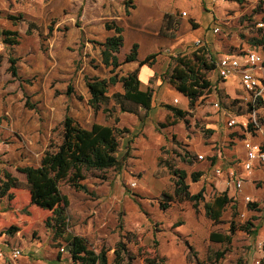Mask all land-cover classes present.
I'll list each match as a JSON object with an SVG mask.
<instances>
[{
  "label": "rangeland",
  "instance_id": "374dc122",
  "mask_svg": "<svg viewBox=\"0 0 264 264\" xmlns=\"http://www.w3.org/2000/svg\"><path fill=\"white\" fill-rule=\"evenodd\" d=\"M125 3L0 0V179L9 172L21 181L20 187L10 189L11 197H0V264H54L57 259L60 264H71L65 242L45 225L50 210L30 203L24 174L17 170L38 165L44 151L60 143L65 116L85 127L98 122L129 128L118 156L127 148L129 155L120 168L85 170L80 182L87 191L67 180L59 184L69 200L65 231L83 237L95 252L104 250L106 264H264V165L250 170L242 167L245 139L264 146V100L255 114L258 130L248 124L250 106L240 85L236 87V75L225 81L231 91L220 88L204 94L172 126L160 125L171 120L165 116L164 103L158 104L161 111L151 108L143 122L135 114L120 111L112 97L114 92H123L120 82L109 85L108 100L98 110L89 105L86 80L132 71L129 63L105 66L98 43L114 33L108 25L117 24L114 15ZM223 3L231 8L217 20L210 22L207 17L202 22L206 30L209 25L211 31L218 27L212 34L207 30L201 39L208 52L219 56L261 49L253 41L261 38L259 28L264 29V0H217L213 4ZM5 29L16 31L18 43L3 42ZM176 29L168 30L172 37ZM165 48H159L157 56L162 63L174 56ZM123 51L122 45V52L120 48L116 53L119 62L126 54ZM168 66L156 65L159 70L150 79L152 85L158 77L163 81ZM206 76L213 83L220 81L216 70ZM216 100L218 108L213 105ZM172 105L177 103L172 101ZM138 112L144 115L142 108ZM225 112L246 122V128H228ZM167 162L172 170H184L189 193L201 191L200 200L176 198V177ZM196 172L200 175L193 180ZM231 172L242 176L240 189L231 185ZM222 192L230 201L218 221H213L204 203ZM245 193L250 200L244 198ZM12 225L17 230L8 233ZM212 231L230 234L231 241H211ZM15 247L22 254L11 258ZM218 251L222 254L217 255Z\"/></svg>",
  "mask_w": 264,
  "mask_h": 264
},
{
  "label": "trees",
  "instance_id": "16d2710c",
  "mask_svg": "<svg viewBox=\"0 0 264 264\" xmlns=\"http://www.w3.org/2000/svg\"><path fill=\"white\" fill-rule=\"evenodd\" d=\"M125 1V0H124ZM171 15H165V23L170 22ZM108 29H113L114 33L107 36L101 45V60L105 66L116 68L121 63L138 62L139 66L145 63L151 64L159 52H153L139 60L137 57V43H133L129 52L119 62L116 53L123 45V28L118 24L108 25ZM261 38H255L253 43L262 45L264 48V29L259 28ZM3 42L9 45L18 43L16 31L2 30ZM14 62L13 59H10ZM167 71L163 73L168 83L178 92L185 95L188 99V107L191 109L196 101L204 94L213 91V83L206 76L207 72L215 69V56L208 50L195 49L189 54H180L172 59ZM13 75H16L14 66H11ZM116 82L121 83L123 92H114L112 97L122 112L133 113L143 122L148 117V112L152 107L153 89L140 88V81L137 76V69L127 72L124 75L114 74L109 79L91 78L86 80V87L89 92V105L98 110L102 104L108 100L107 92L109 85ZM165 108L171 111L172 118L167 122H162V127L174 125L178 118H184L188 110L176 105L165 103ZM138 108L144 110V115L138 112ZM118 121V118H115ZM62 137L58 145L53 149H47L42 154L39 164L36 166L26 165L17 167V170L24 174L25 184L28 187L30 203L46 210L51 214L45 219V225L53 231L55 237H61L65 242V247L70 255L71 264H106V253L104 250L95 252L87 246L86 240L76 234L66 232V208L69 204L68 197L63 194L59 184L67 180L78 190L87 188L80 181L84 178L85 170H102L107 168H120L126 156L129 155L128 148L122 157L117 155L120 142L124 135L129 133V128L123 126L102 124L93 122L89 127L82 126L72 116H65L62 121ZM251 126V124H249ZM212 130H209V132ZM264 147V146H263ZM175 175L174 195L177 199L198 201L202 197V192L190 194L188 184L184 182V170L171 168L166 164ZM200 172L193 174L196 180ZM21 181L9 172H4V178L0 179V197H11L10 189L18 188ZM168 200L170 195H166ZM230 198L225 192L217 194L211 201L204 203L206 215L213 221H218L225 205ZM168 203H163L166 207ZM17 230L16 226H9L8 233ZM211 241L229 243L230 234H223L212 231L209 234ZM264 251V244H263ZM118 253V252H117ZM222 252H217L221 255Z\"/></svg>",
  "mask_w": 264,
  "mask_h": 264
},
{
  "label": "crops",
  "instance_id": "0c3cea01",
  "mask_svg": "<svg viewBox=\"0 0 264 264\" xmlns=\"http://www.w3.org/2000/svg\"><path fill=\"white\" fill-rule=\"evenodd\" d=\"M113 1L118 5L119 0H113ZM215 1L217 0H211V2H208L207 0H125L124 2L126 3L119 6L118 14L114 15L115 19H117V24L123 28L122 31L123 46H124L123 53L125 54L129 52L133 43H137L138 45L137 57L139 60L143 59L146 55L150 53L159 52V48L162 49L164 47L167 48L163 50L165 52H172L170 54H173L174 55L173 57H175V52H180V54L181 53L184 54L185 53L184 51L187 48L194 50L195 49L193 44L194 40L202 39L203 35L207 34V30L211 34L214 33L213 30L212 31L210 30L211 28L210 25L209 27H207V30L204 29L202 22H205V19H207V17H209L210 22H212V20H217L219 16H222L227 9L231 8L230 6H227L224 3L222 5L215 6L213 4ZM125 5H126L125 8L126 13L125 16H122V13H124L122 9L125 7ZM182 11L186 12L184 16L181 15ZM166 14L171 15V18H170V22L168 21L166 25H164ZM173 27L177 28L174 37H172L168 32V30ZM121 52H122V47H121ZM158 55L159 53L157 54V56ZM157 56L151 64L145 63L142 66H139L137 61L128 62L130 65V69L132 70L137 69V76L140 81L141 89L144 90L148 87L152 89L154 88L156 89L153 90V101L151 108H155L156 112L161 111L162 109L161 107L158 106V104L160 103L172 104L173 99L176 98L178 100L177 102L178 107L191 111L190 109H188L187 97L182 93L178 92L176 89H174L168 83V81L165 78H163V75H162L163 81L161 80L160 77H158L154 85L150 83V79L156 76L157 74L156 72L157 70H159L158 68H156V65L158 63L161 66H163V64L164 66H167L170 65V63H172L173 65L172 60L171 61L168 60L167 62L162 63L161 61L158 60L159 56L158 57ZM234 79L237 87L238 77L234 76ZM225 81L226 80H220L218 84L222 82V85L220 86L216 84L217 85L216 90H219L220 88L222 89L226 88L227 90L231 91V87L226 86ZM163 82L165 83V85H163ZM158 87L161 88L158 90ZM226 93L230 94L229 92ZM166 111L167 112L165 116L171 119L172 118L171 111L170 110H166ZM108 125H116V124H108ZM245 195L248 194L245 193L244 196ZM68 256L70 259V255ZM63 258H64L63 254H61V259ZM54 264H60V261L57 259Z\"/></svg>",
  "mask_w": 264,
  "mask_h": 264
},
{
  "label": "built area",
  "instance_id": "2783aa9c",
  "mask_svg": "<svg viewBox=\"0 0 264 264\" xmlns=\"http://www.w3.org/2000/svg\"><path fill=\"white\" fill-rule=\"evenodd\" d=\"M186 12L182 11L181 15H185ZM213 32L218 31V27H213ZM195 49H206L204 42L201 39L194 40ZM194 49V50H195ZM207 50V49H206ZM216 76L220 80H226L231 75H236L238 77V84L241 90L245 94V99L248 101L250 106L249 115L251 118L252 128L254 130L260 129L259 122L256 119L257 105L264 100V48L240 51L234 54H220L215 58V69ZM216 83H213V91L217 90ZM174 103L178 100L173 99ZM215 107H219V102L216 100L213 102ZM227 114L226 125L228 128L235 126L245 127L246 122H240L237 116L225 112ZM244 147V160L242 162V167L245 170H250L256 165H264V147L251 143L250 140L245 139L243 142ZM199 159L203 158V155L198 154ZM221 173L220 170H217ZM233 177V178H232ZM135 181L130 182V186H135ZM243 184L242 176L234 177L231 172V185L240 189ZM244 198L248 201L250 200L249 195H245ZM60 251H64L61 247ZM11 258H17L21 256V249L15 247L10 252Z\"/></svg>",
  "mask_w": 264,
  "mask_h": 264
}]
</instances>
